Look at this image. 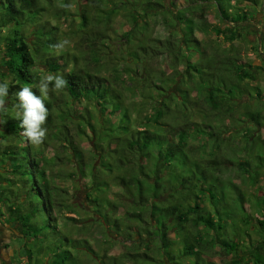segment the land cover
Masks as SVG:
<instances>
[{"label": "trees", "instance_id": "obj_1", "mask_svg": "<svg viewBox=\"0 0 264 264\" xmlns=\"http://www.w3.org/2000/svg\"><path fill=\"white\" fill-rule=\"evenodd\" d=\"M75 1L78 41L73 53L57 54L52 45L59 41L62 30L51 20L70 15L59 7L70 0H56L55 8L51 0H0V82L10 84L11 94L30 87L39 95L36 85L41 76L64 75L68 87L50 92L45 99L49 117L41 145L57 142V150L66 154L56 151L53 164L64 166L66 161L69 171L64 173L60 167L54 177H88L90 185L85 205H79L70 202L73 193L50 182L42 164L44 157L25 141L11 111L17 103L14 96L15 104L6 107L10 110L0 128V164L5 175L18 179L4 176L9 187L20 183L27 189L22 196L14 195L4 221L20 233L16 237H22L24 244L30 239L56 237V243L33 253L27 249L25 263L72 264L75 254L91 253L97 264L105 262L104 257L111 258L112 264H198L200 260L215 264L206 259L215 256L228 258L227 264H264V239L249 243L251 230L264 235V193L245 197L236 185L240 180L232 183L240 206L229 194L231 189L224 187L222 177L229 172L230 177L248 183L247 190L255 185L260 188L264 138L256 131L264 129V85L257 82V76L264 66L244 60L239 50L230 53L196 36L222 35L231 41L241 37L240 24L257 8L264 20V0H182V6L178 0H168L170 11L164 9L162 0H86L87 7L79 3L82 0ZM46 5L53 12L42 19ZM210 10L216 14L214 22L208 18ZM115 13H127L120 24V28L127 25L126 30L119 32L112 26ZM182 23L187 25L183 36L164 31V27ZM157 24L160 32L152 35ZM260 41L264 47V36ZM251 49L258 51L256 46ZM260 53L264 54V48ZM185 57L187 67L179 73L177 66ZM123 74L134 86L124 84L119 78ZM124 90L146 97L143 103L153 112L147 121L132 118L134 108L123 105ZM73 101L92 105L99 113L108 111V116H120L112 121L98 115L91 121L87 105L77 113ZM239 110L244 111L243 118L236 114ZM196 112L198 120H194ZM225 120L236 127L228 128ZM86 129L91 134L86 135ZM227 131L241 133L250 141L224 137L236 152V165L229 158L220 162L216 154L217 142ZM75 136H88L89 148L84 150ZM259 144L263 146L261 155L255 147ZM246 145L250 150H245ZM113 187L117 189L113 191ZM228 199L237 203L232 205L241 214H235ZM121 208L122 218L115 216ZM65 213L74 216L66 218ZM61 214L76 232L121 233L120 240L111 241L123 246V254L100 255L86 237L73 239L72 232L58 226ZM38 217L45 220L46 228L38 227ZM170 229L178 237L168 238ZM77 241L84 242L83 246L77 247ZM141 245L146 250L140 251ZM78 264L85 262L80 258Z\"/></svg>", "mask_w": 264, "mask_h": 264}, {"label": "rangeland", "instance_id": "obj_2", "mask_svg": "<svg viewBox=\"0 0 264 264\" xmlns=\"http://www.w3.org/2000/svg\"><path fill=\"white\" fill-rule=\"evenodd\" d=\"M54 8L57 6V2L56 0H51ZM76 1L75 0H70V4L72 5L71 9L69 10V14L67 16V18L65 19H58L56 21L51 20V22L57 23V25L61 28L62 31H60V34H58L59 37V41L61 40H68L70 41V44L68 46L65 47V49L63 51L69 50V52L73 53L74 51H72V47L74 46V44L77 43L78 41V36L75 34V28L77 26V24H79V17L76 16L75 14L77 13V9L74 6ZM162 6H165L164 9H166V11H170L172 10V8L169 6L168 4V0H162L160 1ZM81 5H84L87 7V1L86 0H82L81 2H79ZM178 6H182L184 3L182 0H178ZM244 7L251 10V6L248 5L247 3ZM257 8V7H256ZM260 8H257V12L255 13V11L251 14V16H249L248 21L241 23L239 26V30L241 31L242 35L239 38H236L234 40H229L226 39V37L220 35V36H215L214 34H209L208 35H203L201 33H196L197 38L201 39L202 42L206 41V40H210L211 43L215 44V45H219L220 47H224L225 50H228V52H233L234 50L236 51H240L241 55L243 56L244 60L248 61L249 63H251L254 66H264V54L260 53V51L263 50L264 47H261V41H260V37L264 36V20L262 19V11H260ZM53 12V10L46 5V9L44 10V12L42 13V19H45V17H47L48 15H51ZM140 14H142V11H139ZM138 14V13H136ZM127 15V13H125L124 15L122 13H115V15L113 16V23L112 26L113 27H118V31L120 32V30H126L128 27L127 25H123L122 28H120V24L124 21L125 16ZM139 15V14H138ZM143 16V15H142ZM168 16V15H166ZM174 17L173 15H169V18ZM216 14L214 13L213 10H210L208 12V18L210 20V22H214L216 21ZM70 20V21H69ZM71 20H74L73 23ZM156 20L158 22H160L161 17H157ZM227 25V24H226ZM186 24L182 23L181 25H176V27L174 26H168V27H164V31L166 32H171V31H176V34L183 36L187 31H186ZM160 28V26H158V24L154 27V31H152V35H156L160 32V30L158 29ZM26 33L28 31V29H25ZM118 43L120 44V42L118 41ZM1 44H0V49H1ZM253 46H256L257 48V52L256 50H253L251 48H253ZM57 52V51H56ZM190 56H194V55H190ZM187 57H185L183 59V61L181 63H179V65L177 66V70L179 73L183 72V70L187 67ZM1 68V67H0ZM170 70L167 69V72H169ZM263 73H259L257 76V82L260 85H264V71L262 70ZM119 78L124 82V84L128 85V86H134V83L131 82V80H129V76L127 74H123L120 75ZM15 93L11 94L9 93V96L7 97V103H6V107L10 106V105H14L15 101H13L14 95ZM136 94V95H135ZM139 94V93H138ZM146 94V93H145ZM123 96H124V100H123V105H125L127 108H134V113H131L132 118H141L143 122L147 121V119H149L147 116L148 115H153V112L149 111L148 108L146 107V104L143 103L145 100L147 102V99L142 98L140 96L137 95V92L134 93V91L131 93L130 91L128 92V90H124L123 91ZM146 96V95H145ZM130 102L134 105L133 107H131ZM11 103V104H10ZM85 104L83 103H77L76 101H73V106L75 107L77 113H80L83 110V107ZM129 105V106H128ZM86 107L89 108V117H91V121H95V118L98 117V115H102L103 117L108 116L107 113L108 111H105V113H99V111H97L95 109L94 106L92 105H87ZM8 110L6 108V113H9ZM11 111L15 114V109L11 108ZM139 111V113H138ZM241 110L237 111L236 114H238L240 116V118H243V115ZM128 113V112H127ZM121 114H123V111L121 112ZM120 116V113H115L113 116H108L110 120L115 121L117 119V117ZM200 117V114L196 112L195 116H194V120H198ZM5 116L4 115H0V120H4ZM225 124H227L228 128H233L235 125L233 122H228L227 120H225ZM244 125V124H243ZM4 123L0 124V128H3ZM153 125H151L152 127ZM236 127V126H235ZM246 127V126H245ZM225 131V129H223ZM88 134L89 133V129L85 130ZM230 131H227L228 134H224L222 133L221 139L219 140V150L217 154V157L219 158L218 160L220 162H224L225 158H229L228 160H230L231 163L235 164L237 163L238 159L236 158L235 154L236 153L234 151V148L229 146V141H226V138L230 140L233 139L232 135H234V139L237 140H241L243 142H247L249 143L250 141L244 136L241 137V133L238 135L233 134V132L229 133ZM257 135H260L262 138H264V129L258 130L256 131ZM226 137V138H224ZM76 141H79V145L84 149L87 150L91 144L90 138L88 136H75ZM46 139V138H45ZM18 141H21V138L17 139ZM221 142V144H220ZM227 145V146H225ZM32 147H35L39 150V153L44 157V160L42 162V164L45 166L46 168V172L49 176V180L51 183L56 184L59 187L62 188H66L70 194L73 193V198L71 199L70 202H72L73 204H81V205H85L86 201H85V194L89 191L90 189V185H89V180L88 177H80V176H76L75 179H68V178H63V177H59L56 176L54 177L55 173H59V168L62 167V171H64V173L68 172L69 169L66 167L70 166L68 163L65 162L64 166L59 165V166H54L53 161L55 158V153L57 151V153H59V155H63L65 156L66 154H64L63 152H61L58 149V144L57 142H51L48 146L42 147V145L39 146H34L31 145ZM225 146V147H224ZM256 149H257V153L258 154H262V150H263V146L261 144L259 145H255ZM245 150L248 151L250 149H247V145L245 146ZM38 158H41L40 156H38ZM46 160V161H45ZM43 166V167H44ZM227 170V168H225ZM223 170V172H225L226 170ZM222 172V173H223ZM4 176L8 177V178H15V180L18 181L17 177L14 176L13 174H9V175H5L4 171H3V165L0 164V197H1V201L0 202V264H26L25 263V259L24 257L26 256V254H28L29 252L27 251V249H30V251L33 253L34 249H38L40 250V247H46V245H48L49 243H56V237H54L52 240L48 239L47 241H43V240H35L32 241L31 239L29 241H27V243L23 242L22 237H16L18 234L17 230L13 227L11 228V224L7 223L6 221H4V216H7L8 213V205L10 204V202H13V198L15 196H22L23 194H25L27 187H21L20 183H17L18 185L9 187V184L7 183V181H4ZM63 176V175H62ZM223 180L226 181L224 187L231 189L230 190V195L232 197H236L238 204L240 205V199L238 197V193L235 190V185H232V183L234 182H239L240 180V184H236L238 186V188L242 191H244L245 193V197H248V195H253L255 196L256 194H263L264 193V177L259 178V183L258 186H260V188H255L257 187V185L253 186L251 189L247 190L246 189V185L248 183H245V181L241 180L239 177L238 180L237 176L234 177H230L229 172H225V174H223ZM23 181H25V178H21ZM52 180V181H51ZM22 183V181H21ZM199 183V182H198ZM117 188L113 187L112 190L115 191ZM242 193V194H244ZM15 195V196H14ZM3 196V198H2ZM106 197H108L109 199H112V197L107 194ZM22 199V198H21ZM229 200V199H228ZM231 202V209L234 210L235 214L239 213L241 214V210L240 209H236V206L232 203H235L234 201H232V199L229 200V202L227 203L229 205V203ZM69 203V202H67ZM237 204V203H235ZM241 206V205H240ZM26 209H30L28 204L26 205ZM103 212V210H101ZM123 211L124 208L119 209V211L115 214V216H120L122 218L123 215ZM89 213V212H88ZM66 218L67 216H74V214H69V213H65ZM90 215V214H89ZM78 217V216H77ZM159 218H157L158 220ZM3 220V221H2ZM36 221V220H35ZM40 221V222H39ZM38 224L39 228H46V226H44L45 220L42 219L40 220V217L37 218L36 221ZM67 222V224L65 223ZM224 223V221H223ZM80 224V223H77ZM58 226L61 227L62 230H68L69 233L72 232V238H76V237H86L91 246L92 249L98 253H100V255L104 254L105 252H107L110 255H114V256H119L122 255L124 252V248L123 246L118 242V244H113L111 241V238H114L115 240H120L122 237L121 233H117V234H104L103 232H100L98 229H93L92 232L90 234H84V232H76L74 227L71 226V223H69V220L65 219V216L61 214L60 219L58 220ZM176 230L170 229L168 232V238L170 239H174L176 238V236L178 237L177 234H175ZM137 237V236H136ZM183 237V236H182ZM38 238V236H37ZM146 238V237H144ZM262 240L264 239V235L263 233L258 234L256 232H253V230H251V233L249 235V243H254L257 242V240ZM148 239H151V237H148ZM179 240H181V237L178 238ZM176 239V241L178 240ZM50 241V242H49ZM106 241V242H105ZM182 242L183 239H182ZM77 243V247L79 246H83L82 243L84 242H76ZM120 244V245H119ZM67 246V245H65ZM85 247V246H84ZM140 251H144L146 250L144 245L140 246ZM76 249V248H75ZM127 253V252H126ZM131 253V252H130ZM130 253L128 254V256L130 257ZM44 257H46L45 254H43ZM37 258V254L36 256H33L34 258ZM35 258V259H36ZM47 258V257H46ZM82 259L85 264H97L98 261H96V259L94 258V254L90 255L87 253L85 255H76L73 256V258H68L65 260V262L68 263V261L70 260V263L72 264H78V260ZM92 258V259H90ZM34 259V260H35ZM207 260H211L213 261L215 264H227L228 262V258H222V257H212V258H208L206 257ZM105 262L100 261L101 264L105 263V264H112L113 261L110 258L104 257ZM183 260H188L186 259V257H183ZM33 261V260H32ZM47 261V260H45ZM91 261V262H90ZM185 263H188V261H185ZM30 264V263H29ZM32 264H35L32 262ZM153 264V263H151ZM195 264V263H194ZM198 264H207L205 262H203L202 260H200V262H198Z\"/></svg>", "mask_w": 264, "mask_h": 264}, {"label": "clouds", "instance_id": "obj_3", "mask_svg": "<svg viewBox=\"0 0 264 264\" xmlns=\"http://www.w3.org/2000/svg\"><path fill=\"white\" fill-rule=\"evenodd\" d=\"M59 7L70 10L71 4L61 3ZM70 44L68 40H61L52 45L57 50V54L62 53L66 46ZM9 86L7 81L0 82V115H6V103L9 96ZM68 87V81L63 74H47L39 78L36 88L39 95L35 94L30 87H20L15 92L17 103L15 105V118L19 120V127L22 129V135L25 141L34 146L41 145L46 136L45 127L49 109L45 104V99L50 92H60ZM5 120H0V124Z\"/></svg>", "mask_w": 264, "mask_h": 264}]
</instances>
